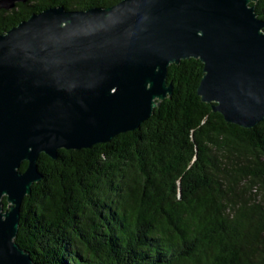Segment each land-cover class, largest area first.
Returning a JSON list of instances; mask_svg holds the SVG:
<instances>
[{"label": "water", "instance_id": "95a60500", "mask_svg": "<svg viewBox=\"0 0 264 264\" xmlns=\"http://www.w3.org/2000/svg\"><path fill=\"white\" fill-rule=\"evenodd\" d=\"M27 1L0 0V11ZM259 1L50 7L0 35V264H35L16 238L24 201L44 179L41 155L58 160L60 150L140 129L173 94L171 65L203 63L198 95L227 123L253 129L264 121Z\"/></svg>", "mask_w": 264, "mask_h": 264}, {"label": "trees", "instance_id": "16d2710c", "mask_svg": "<svg viewBox=\"0 0 264 264\" xmlns=\"http://www.w3.org/2000/svg\"><path fill=\"white\" fill-rule=\"evenodd\" d=\"M121 1L28 0L0 11V35L50 7ZM203 74L200 60L171 65L173 94L140 129L41 155L16 238L35 264H264V121L227 123L198 95Z\"/></svg>", "mask_w": 264, "mask_h": 264}, {"label": "rangeland", "instance_id": "374dc122", "mask_svg": "<svg viewBox=\"0 0 264 264\" xmlns=\"http://www.w3.org/2000/svg\"><path fill=\"white\" fill-rule=\"evenodd\" d=\"M3 202H4V204H5V209H8V203H7V201H6L5 198L3 199Z\"/></svg>", "mask_w": 264, "mask_h": 264}]
</instances>
